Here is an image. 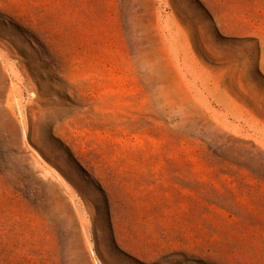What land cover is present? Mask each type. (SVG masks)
<instances>
[{
    "label": "rangeland",
    "instance_id": "rangeland-1",
    "mask_svg": "<svg viewBox=\"0 0 264 264\" xmlns=\"http://www.w3.org/2000/svg\"><path fill=\"white\" fill-rule=\"evenodd\" d=\"M0 264H264V0H0Z\"/></svg>",
    "mask_w": 264,
    "mask_h": 264
},
{
    "label": "bare ground",
    "instance_id": "bare-ground-1",
    "mask_svg": "<svg viewBox=\"0 0 264 264\" xmlns=\"http://www.w3.org/2000/svg\"><path fill=\"white\" fill-rule=\"evenodd\" d=\"M14 94V93H13Z\"/></svg>",
    "mask_w": 264,
    "mask_h": 264
}]
</instances>
